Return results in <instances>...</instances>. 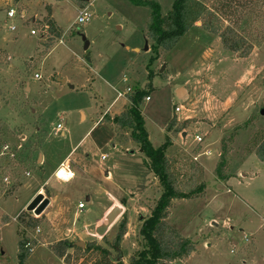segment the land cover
Here are the masks:
<instances>
[{
  "label": "rangeland",
  "instance_id": "obj_1",
  "mask_svg": "<svg viewBox=\"0 0 264 264\" xmlns=\"http://www.w3.org/2000/svg\"><path fill=\"white\" fill-rule=\"evenodd\" d=\"M80 1L84 5L0 0V264H20L23 238L31 244L23 264H65L52 246L69 240L108 248L104 239L111 242L124 219L122 263L129 264L144 248L139 231L161 190L138 146L122 143L125 135L102 121L129 103L128 88L149 91L142 115L154 148L165 142L166 128L176 120L167 156L178 181L195 177L207 186L199 199L174 202L168 224L191 240L195 251L169 264H264V162L257 157L264 142V38L242 58L196 24L151 63L153 47L145 39L149 8L129 0ZM148 1L157 2L164 16L173 4ZM85 6L90 22L75 25ZM10 9L16 11L13 18L7 17ZM260 16L264 0L237 31L256 28L255 21L263 27ZM45 18L63 30L51 50L44 45L52 36ZM180 89L186 91L183 98L177 95ZM118 92L126 97L113 105ZM57 125L62 129L57 131ZM195 136L202 142L196 143ZM223 148L229 179L220 182L215 168ZM64 160L75 173L70 182L54 176ZM60 173L69 175L61 169L59 178ZM41 190L53 203L36 217L26 208ZM113 199L122 213L101 237L96 230ZM80 203L85 206L81 212ZM21 213L39 218V226L20 235L16 220ZM69 255L71 264L99 260L83 252Z\"/></svg>",
  "mask_w": 264,
  "mask_h": 264
},
{
  "label": "trees",
  "instance_id": "obj_2",
  "mask_svg": "<svg viewBox=\"0 0 264 264\" xmlns=\"http://www.w3.org/2000/svg\"><path fill=\"white\" fill-rule=\"evenodd\" d=\"M76 1L84 5L80 0ZM129 1L136 7L150 9L145 39L152 43L154 57L151 59V63L159 58V51L168 52L175 48L197 23H201V29L205 32L218 36L224 50L239 54L242 58L249 56L254 46H259L264 38V26L259 25L258 21L254 22V24L258 23L256 28H251L255 27L252 25L245 32L239 33L237 31L244 22L254 17L259 0H213L210 5L207 4L210 0H173L172 8L165 16L162 15L160 5L157 2L148 0ZM45 19L46 23H50V35L52 34V36L51 42L44 45L46 49H50L53 39H60L63 31L57 28L49 18ZM258 19L264 23V16H260ZM151 76L152 72L149 73V77ZM147 97H149V91L135 88L127 97L129 103L123 112L114 117L105 115L102 121L109 124L115 133L125 135V137L120 136L119 140L122 143L132 142L138 146L140 153L147 158L146 165L153 173L161 190V195L152 209L151 215L143 222L139 231L145 243L144 248L135 253L129 264H169L184 260L195 251L192 241L184 238L168 224L174 202L199 199L205 195L207 186L204 182L197 183L195 177L190 178L185 183L179 182L172 171L167 156V150L172 143L168 134L174 128L176 120H172L168 124L165 142L159 148L153 147L142 115V104ZM226 156V149L223 148L221 160L215 168L216 178L220 182L229 179V175L224 170ZM257 157L261 162H264V142L257 151ZM16 221L20 235H22L23 230H35L40 224L39 218H32L24 213H21ZM7 222L9 220L5 219V223ZM126 224V219H124L111 242L104 239L108 248L93 242L86 244L83 250L75 243L64 240L52 246L51 251L65 264H71L73 259L69 255L70 251H75L76 256L82 252L97 256L99 260L95 261L94 264H123L120 254L121 242L126 235ZM27 243V239L20 240V264H23L29 257L30 252L26 248ZM111 251H114L118 257L114 258Z\"/></svg>",
  "mask_w": 264,
  "mask_h": 264
},
{
  "label": "water",
  "instance_id": "obj_3",
  "mask_svg": "<svg viewBox=\"0 0 264 264\" xmlns=\"http://www.w3.org/2000/svg\"><path fill=\"white\" fill-rule=\"evenodd\" d=\"M198 26L201 25V23H197ZM84 51L87 52L89 48V43L84 40ZM146 50H148V42L146 41ZM87 62H90V55L89 53L86 54L85 57ZM62 84L66 83V80H59ZM71 89H74L73 86H70ZM135 88H132V91H134ZM186 91L184 89H180L177 92V95L179 98H183ZM261 115H264V110L261 111ZM38 163H42V158H39ZM114 203V202H113ZM50 206V199L47 198L43 193H39L35 196V198L29 203V205L26 208L27 213H33L36 217H41L43 213H45L46 209ZM109 211L106 213L104 218L100 222V226H98L96 233L104 237V235L109 231L110 227L116 222L118 219V216L122 213V209L118 206V204H113L112 208L108 209ZM78 247H85V244L83 242H77L75 243Z\"/></svg>",
  "mask_w": 264,
  "mask_h": 264
},
{
  "label": "built area",
  "instance_id": "obj_4",
  "mask_svg": "<svg viewBox=\"0 0 264 264\" xmlns=\"http://www.w3.org/2000/svg\"><path fill=\"white\" fill-rule=\"evenodd\" d=\"M15 14H16V11H15L14 9H10V10L7 12V17H8V18H13V17L15 16ZM91 18H92V14H91V12L89 11L88 7L81 8V9L78 11L77 20H76L75 25H84V24L90 22ZM31 35L35 36V35H36V32H35V31H32V32H31ZM36 78H39V77L36 76ZM129 92H130V93L132 92V89H131V88H128V89H127V93H129ZM123 95H124V93H121V92L118 93V96H119V97H122ZM145 101H147V102L150 101V97H147V98L145 99ZM180 111H181V108H175V112H176V113H178V112H180ZM58 130H61V126H60V125L57 126V131H58ZM195 142H196V143H201V142H202V138H201L200 136H195ZM104 159H105V157H102V160H104ZM62 168H63L65 171H67L69 174H71V179H70L68 182H70L71 180H73V179L75 178V173L71 170V168L69 167V165H68V164H65V163H62V164L60 165V167L58 168L56 174H55V178H56L58 181H62V182H64V180H61V179H58V178H57V176H58V172H59ZM78 208H79L80 210H83V209L85 208V206H84V204L80 203V204L78 205ZM30 246H31L30 243H27V244H26V248H27V249H30V248H29ZM31 251H32V250H31Z\"/></svg>",
  "mask_w": 264,
  "mask_h": 264
},
{
  "label": "crops",
  "instance_id": "obj_5",
  "mask_svg": "<svg viewBox=\"0 0 264 264\" xmlns=\"http://www.w3.org/2000/svg\"><path fill=\"white\" fill-rule=\"evenodd\" d=\"M85 7H87V6H85ZM81 8H84V7H81ZM80 8V9H81ZM22 14H24L23 12H22ZM61 29V28H60ZM62 30V29H61ZM63 31V30H62ZM51 50V49H50ZM119 93V92H118ZM126 97V95L124 94L122 97H119L118 96V94H117V98L115 99V101H114V103H113V105L115 104V103H117V102H119L120 100H124V98L123 97ZM127 106V101H126V103L124 104V106H123V109L118 113V114H116V115H119L121 112H123V110H124V108ZM108 114L111 116V117H114L115 116V114H112V113H110V112H108ZM58 126V125H57ZM61 126V125H60ZM61 129H62V127H61ZM128 143H131V142H128ZM131 154H134V152H131ZM68 159V158H67ZM66 159V160H67ZM66 160H64L62 163H65V161ZM67 162V161H66ZM61 163V164H62ZM60 164V165H61ZM65 164H68V163H65ZM60 165L58 166V168L60 167ZM58 168L55 170V172H54V176H55V174H56V172H57V170H58ZM73 171V170H72ZM43 190H41V191H39V193L40 192H42ZM90 201V199H87V202H89ZM118 204V202L115 200V199H113V201H112V203H111V206L114 204ZM52 203H53V200L51 199V201H50V205H52ZM79 209V208H78ZM79 211L81 212L82 210H80L79 209Z\"/></svg>",
  "mask_w": 264,
  "mask_h": 264
},
{
  "label": "clouds",
  "instance_id": "obj_6",
  "mask_svg": "<svg viewBox=\"0 0 264 264\" xmlns=\"http://www.w3.org/2000/svg\"><path fill=\"white\" fill-rule=\"evenodd\" d=\"M70 175L71 174H69L68 176H64V174L63 173H60V177H61V179H69L70 178Z\"/></svg>",
  "mask_w": 264,
  "mask_h": 264
},
{
  "label": "bare ground",
  "instance_id": "obj_7",
  "mask_svg": "<svg viewBox=\"0 0 264 264\" xmlns=\"http://www.w3.org/2000/svg\"><path fill=\"white\" fill-rule=\"evenodd\" d=\"M62 169H63V168H62ZM64 171H65V170H64ZM65 172H67V171H65ZM67 173H68V172H67ZM58 175H59V172H58ZM57 178H58V179H61V178H59V176H57ZM70 179H71V175H70V178H69V179H66V180H65V179H61V180H64V182H68Z\"/></svg>",
  "mask_w": 264,
  "mask_h": 264
}]
</instances>
